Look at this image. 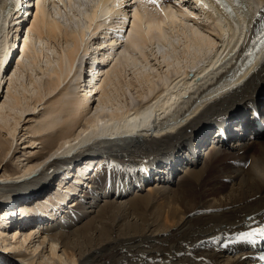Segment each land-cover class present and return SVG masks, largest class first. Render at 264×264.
<instances>
[{
    "label": "bare ground",
    "instance_id": "obj_1",
    "mask_svg": "<svg viewBox=\"0 0 264 264\" xmlns=\"http://www.w3.org/2000/svg\"><path fill=\"white\" fill-rule=\"evenodd\" d=\"M89 1L42 0L22 39L10 40L9 18L22 23L13 27L21 33L28 2L19 9L21 0H0V93L8 81L0 104V180L21 171L8 160L22 118L28 152L20 173L29 174L0 183V206L19 199L26 205L9 236L0 214V264L255 263L249 246L258 236L238 237L264 227V130L248 110L254 103L264 118V42L252 40L264 28V0H210L215 14L191 11L185 0H138L129 27L120 7L129 1L118 0V9H106L113 0ZM234 10L247 30L223 41L227 28L213 19L229 21ZM10 43L20 57L7 79ZM149 47L156 74L146 71L154 63ZM188 58V66L172 65ZM129 92L138 105L127 102ZM218 120L226 121L219 122L227 127L225 141L211 129ZM149 161L153 173L138 179ZM60 165L69 168L63 181L78 166L76 181H60L55 197L39 203ZM34 217L42 220L27 224ZM12 248L23 258H7Z\"/></svg>",
    "mask_w": 264,
    "mask_h": 264
},
{
    "label": "rangeland",
    "instance_id": "obj_2",
    "mask_svg": "<svg viewBox=\"0 0 264 264\" xmlns=\"http://www.w3.org/2000/svg\"><path fill=\"white\" fill-rule=\"evenodd\" d=\"M85 0H82V2H84ZM93 2V0H90L89 1V3H92ZM30 17V15H28V18ZM31 19H32V16H31ZM30 19V20H31ZM16 19L14 18V21L11 19L10 20V18H9V29H11L10 31H9V39L10 40H15V39H18V38H21L22 39V37L24 36V34H25V30H26V28H27V23L26 22H23V24H24V28H23V30H22V27H20L21 29V33H20V31H18V33L17 32H15V30L16 29H14L13 27H14V25H18L19 23H18V21H15ZM10 21L11 22H13V23H11L10 24ZM115 22H117V20H114ZM120 21V20H119ZM20 24H22V23H20ZM20 24H19V26H20ZM109 24V23H108ZM115 24V23H114ZM26 26V27H25ZM126 28V27H125ZM128 32V31H127ZM23 34V35H22ZM22 35V36H21ZM21 36V37H20ZM99 36H100V34H99ZM180 37V36H179ZM21 39H19V42L21 41ZM179 41V39H175V43L177 42L178 43V41ZM119 42V41H118ZM18 43V41H16V44ZM180 43V42H179ZM182 43H183V41H182ZM181 43V44H182ZM119 44H121V42L119 43ZM118 44V45H119ZM94 46H97V45H94ZM181 47H180V49L181 50H183V45H180ZM7 49L9 50L10 48H12L13 49V45H12V43H10V44H8L7 46ZM104 49H106V46L105 47H103ZM108 48V47H107ZM148 49V50H147ZM147 49H145V50H147L146 51V54H148L149 55V57H151V52H149V50H151V48L149 47V48H147ZM159 49V48H158ZM99 50V49H98ZM98 50L96 51V52H98ZM153 52H155V55H157L158 57H159V60H160V62H162V59L160 58L161 57V53H162V51L161 52H159L157 49H155V48H153ZM211 50V49H210ZM17 51L15 50V52H14V56H13V59L11 60V59H9V63H11L10 65H8V66H10V69L8 70V72H7V74H6V78L8 79L9 77H10V75H11V73H12V70L14 69V67H15V65H16V61H17V59L20 57V52H19V54L18 53H16ZM95 52V53H96ZM148 52V53H147ZM208 52H209V50H208ZM211 52V51H210ZM101 52H99V54H100ZM150 53V54H149ZM97 55V54H96ZM8 56H9V54L7 55V58H8ZM136 56V55H135ZM100 57V56H99ZM188 57V56H187ZM187 57H185V58H187ZM88 58V57H87ZM154 58V57H153ZM152 57L150 58L152 61H151V64H152V62H154L153 64H152V66L153 67H155L154 69L152 68V66L150 65V66H148V69H147V67H146V71L147 72H149L150 71V73H152V74H156V64L155 63H157L154 59H153ZM100 59V58H99ZM132 59H134V57H132ZM172 61V60H171ZM181 61V62H180ZM185 61H186V66H188V65H190L189 63H190V60H189V58L188 59H183V60H179L178 62L176 61H174V64H172V65H174L175 66V68H177V67H179L180 65H182V66H184V64H185ZM99 62H101V60L99 61ZM159 62V63H160ZM173 62V61H172ZM188 62V63H187ZM199 62V61H198ZM178 63H180V65H178ZM101 64V63H100ZM188 64V65H187ZM110 65H111V63H110ZM110 65H109V68H110ZM158 65V64H157ZM93 66L94 65H92L91 66V63H89V65H86V68H88V69H86V71L87 72H89V71H91V73H92V69H93ZM163 69H162V71H164V69L166 68V69H168L164 64H163ZM89 67H91V68H89ZM152 69H151V68ZM158 68H159V65L157 66ZM95 68V67H94ZM169 69H171V68H169ZM196 69V68H195ZM152 71V72H151ZM128 72L129 73H131L132 72V70H129L128 69ZM84 75H85V73H84ZM131 75H132V73H131ZM99 76V75H98ZM132 77V76H131ZM157 78V77H156ZM155 79V78H154ZM6 80V79H5ZM90 80V79H89ZM156 80V79H155ZM157 81V80H156ZM83 82V83H82ZM82 82H81V89L83 88V86H85V80L83 81L82 80ZM89 82V81H88ZM74 83V82H73ZM89 84V83H88ZM7 85H8V81H6L4 84H3V87H2V91H1V96H0V104L2 103V101H4L5 100V91H6V87H7ZM83 92H81V94H82ZM130 93V95H128ZM129 93H127L126 94V99H127V102H131V101H133L132 102V104L133 105H138L139 103H140V100H138V98H137V96H136V94L134 93H132V92H129ZM98 96V95H97ZM132 96V97H131ZM96 104V103H95ZM94 104V105H95ZM37 114V113H36ZM33 116V115H32ZM25 117V116H24ZM28 117H31V115L30 116H28ZM28 119V118H27ZM28 120H25V121H23V118H22V120H20V122H19V124L16 126V137L14 138V141L12 142V146H13V148H12V150H11V152H10V154L12 153V152H14L15 153V155L14 156H12V158H11V160H8V165L11 167V168H15V167H17V169H20L21 171L20 172H22L23 171V168H24V164L26 163L25 161H23V159H24V156H23V150H26V152H28V149H24V148H26L25 146H26V142H27V139L25 138V135H23V133H25L24 131H25V127L23 126L22 127V125L23 124H27L26 122H27ZM235 133V132H234ZM24 136V137H23ZM28 154V153H27ZM26 154V155H27ZM47 155H50V153L49 154H47ZM46 155V156H47ZM45 156V157H46ZM16 157H18V158H16ZM52 159H55V158H52ZM52 159H51V161H52ZM47 160V159H46ZM45 160V161H46ZM44 161V160H43ZM39 163H40V161H39ZM51 162L50 161H46L45 162V164L43 165V166H45V167H47L49 164H50ZM26 166V165H25ZM44 167V168H45ZM60 167H64V166H62V165H60ZM81 167H83V163L81 164ZM59 168V167H58ZM74 168V167H73ZM77 168H78V166H75V172L73 171V170H71L70 171V175L69 176H67V178L66 179H64V181L65 182H67V181H69V185L71 184V183H73L74 181H76L75 179H77V178H75L76 177V170H77ZM69 168H67V169H61V170H59L60 172L57 174V172L58 171H56L55 173H52V175L50 176V178L48 179V183L50 184H48L47 183V186L49 185V187H48V191H47V189L45 190V192H43V194L41 193V195L39 194V193H37L36 195H34V197H33V199H35V198H37L39 195L40 196H42V197H39V199H37L36 201H38L39 203H43V202H45V200L47 199V197L49 196V195H53L54 197H55V195H54V192L59 188V185H58V183H61L63 180H62V176H63V174H65L66 175V173H67V170H68ZM90 171V170H89ZM19 172V174H17L16 173V175H13V176H15L16 178H14V179H12L11 178V175H9V178H4L2 181L0 180V183H6V184H9V183H11L12 182V180H17V179H19V180H21V181H24V180H26L27 178L26 177H28V175L29 174H26L25 173V175L23 174V173H20ZM48 172H51V170H49ZM63 174H62V173ZM75 173V174H74ZM1 175V174H0ZM19 177V178H18ZM28 181V180H27ZM61 181V182H60ZM63 181V183H65ZM81 181V182H80ZM79 181V183H81V185L83 184V181H85L84 179H82V180H80ZM10 185V184H9ZM61 186H63V185H61ZM85 187V183L80 187H78L79 189H78V191H80V189H83ZM1 188H3V187H1ZM64 189V188H63ZM4 190V189H3ZM20 189H18L17 191H19ZM2 191V190H1ZM63 192H62V195L64 194V190H62ZM73 197V196H72ZM71 198V197H70ZM70 198L69 199H67V202L69 203V201H70ZM33 199H31V200H33ZM19 201V202H18ZM20 201H22V200H17V201H15V200H12L11 201V203H10V205H5V206H0V210H2V212L0 213V214H5L6 215V217H4L5 218V220H6V225H8L9 227H4V225H3V228L2 227H0V228H2L3 229V231L5 230L6 232L5 233H7V235L9 236L11 233H12V229H15L16 228V225L14 226V227H12V225L13 224H15V221H13V220H15V216L16 215H18V208H23V207H26V205L25 204H20L21 202ZM73 201V200H72ZM21 206H20V205ZM6 208V209H5ZM27 209V208H26ZM5 210V211H4ZM7 211V212H6ZM17 211V212H16ZM10 213V214H9ZM9 219V220H8ZM11 221H13V222H11ZM11 224V225H10ZM17 224V223H16ZM12 229H11V228ZM9 231V232H8ZM9 233V234H8ZM3 248V243H2V241H0V249H2ZM7 249V248H6ZM6 252V257L7 258H11V255H13V256H20V258L22 257V255L21 254H23V253H25L24 251H16V249H11V250H8V252L7 251H5ZM20 254V255H19ZM25 255V257H27V258H30L29 257V255L30 254H24ZM23 258V257H22ZM27 258H25V259H27ZM22 263H25V261L23 262V261H21Z\"/></svg>",
    "mask_w": 264,
    "mask_h": 264
},
{
    "label": "snow or ice",
    "instance_id": "obj_3",
    "mask_svg": "<svg viewBox=\"0 0 264 264\" xmlns=\"http://www.w3.org/2000/svg\"><path fill=\"white\" fill-rule=\"evenodd\" d=\"M150 2L152 3H157L158 4V0H150ZM217 2H219V0H217ZM253 235H259L261 237H264V227H259L254 229L251 232H243L239 235V239H249L251 238ZM264 259V258H262Z\"/></svg>",
    "mask_w": 264,
    "mask_h": 264
}]
</instances>
